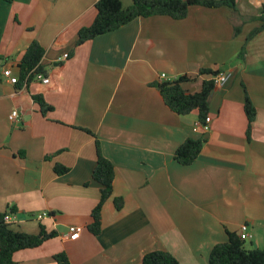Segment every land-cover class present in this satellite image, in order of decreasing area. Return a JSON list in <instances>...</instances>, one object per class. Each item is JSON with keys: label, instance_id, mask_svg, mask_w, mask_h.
<instances>
[{"label": "crops", "instance_id": "1", "mask_svg": "<svg viewBox=\"0 0 264 264\" xmlns=\"http://www.w3.org/2000/svg\"><path fill=\"white\" fill-rule=\"evenodd\" d=\"M96 2L0 1V213L14 210L8 225L15 232L37 235L43 227L57 234L17 252L13 264H57L53 257L62 252L70 264H139L160 250L179 264H207L225 231L238 233L242 224L248 249L263 248L264 30L238 59L260 22L242 24L234 36L228 8L191 6L182 20L138 18L75 46L78 31L96 17ZM236 6L255 17L264 0ZM33 41L44 50L40 64L49 83L35 77L10 84L2 71L19 80V62ZM202 70L231 75L213 87L208 131L198 127L197 112H172L154 86L162 74L161 82L187 76L183 88L198 92L210 79ZM244 90L256 110L248 137ZM37 94L52 107L45 115L32 99ZM15 110L19 119L11 123ZM187 139L204 143L197 159L182 166L174 153ZM96 140L114 178L93 235L87 227L100 197L92 179ZM55 165L68 171L57 175ZM69 226L82 228L78 239L65 238Z\"/></svg>", "mask_w": 264, "mask_h": 264}, {"label": "trees", "instance_id": "2", "mask_svg": "<svg viewBox=\"0 0 264 264\" xmlns=\"http://www.w3.org/2000/svg\"><path fill=\"white\" fill-rule=\"evenodd\" d=\"M11 3L13 0H0ZM191 6H200L208 9L226 7L231 11V19L235 23L233 26L234 36L240 33L241 25L246 22L259 21L260 26L252 30L247 36L244 45L239 51L238 59L243 60L246 54L247 43L258 33L264 30V6L258 16L244 17L240 15L236 6V0H130L128 5H124L121 0H97L95 8L97 11L93 22L78 31V38L75 46H79L98 36L111 33L125 26L138 18H148L152 16H168L174 20H182L188 14ZM44 50L37 41H33L27 47L19 62L20 78L15 86H21V82L28 83L37 75L46 76L40 62ZM217 71L202 70L200 74L213 77ZM191 81L187 76H181L173 81H165L154 84L162 97L164 104L175 114L183 116L192 112H197L200 122L204 123L208 117L209 97L213 90L214 83L211 79L202 83L198 92H188L183 88V84ZM243 110L247 120L246 136H249L251 124L255 119L256 110L244 90ZM32 99L45 115L52 110L41 94L33 95ZM88 134L89 131L84 130ZM204 139H187L174 153V160L182 165L192 164L200 154ZM96 164L92 172V179L100 186L99 201L91 211V222L88 231L97 235L100 230V212L103 204L112 196V182L114 178V168L111 162L106 159L101 151L99 141L95 142ZM54 173L65 174L68 169L55 165ZM114 206L119 210L122 206L120 199H113ZM7 212L13 213L9 209L0 213V264H13V256L23 250L34 249L46 241L57 236L56 232H47L43 227L37 235L15 232L4 222ZM226 241L216 244L210 251L207 264H264V247L248 249L245 241L240 240L238 233L225 231ZM57 264H70L65 253H58L54 257ZM139 264H179L178 261L167 251H152L146 253Z\"/></svg>", "mask_w": 264, "mask_h": 264}, {"label": "built area", "instance_id": "3", "mask_svg": "<svg viewBox=\"0 0 264 264\" xmlns=\"http://www.w3.org/2000/svg\"><path fill=\"white\" fill-rule=\"evenodd\" d=\"M63 57L67 58V54H65ZM1 74H2L3 78L12 85H15L18 82V78L13 76L12 71L10 69H4ZM230 77H231V75L227 72H218L215 76L210 77V79L213 81L214 85L224 86L228 83V81L230 80ZM36 78L39 79L41 81V83H43V84L49 83V79L44 78L41 75H37ZM164 79H165V75H163V74L160 75V82L163 81ZM18 119H19V114L16 110L11 112V114L8 116V120L11 123L18 121ZM209 123H210V119L207 117L205 119L204 123L198 124V127L202 131H208ZM11 215H12V213L7 212L6 215L4 216V222L6 224H9ZM46 216H47V214L45 212H43V213L38 214L36 218L38 220H42ZM81 232H82L81 227L69 226L67 229V234L65 235V238L68 240L74 241V240L78 239ZM238 236H239L240 240H243V241H248L251 238L249 233H248V226L247 225L242 224L239 227Z\"/></svg>", "mask_w": 264, "mask_h": 264}, {"label": "rangeland", "instance_id": "4", "mask_svg": "<svg viewBox=\"0 0 264 264\" xmlns=\"http://www.w3.org/2000/svg\"><path fill=\"white\" fill-rule=\"evenodd\" d=\"M123 4L125 5L124 1H123ZM245 246H246V248H249L250 247V244H249L248 241L245 242Z\"/></svg>", "mask_w": 264, "mask_h": 264}, {"label": "water", "instance_id": "5", "mask_svg": "<svg viewBox=\"0 0 264 264\" xmlns=\"http://www.w3.org/2000/svg\"><path fill=\"white\" fill-rule=\"evenodd\" d=\"M213 92H211L210 96H212Z\"/></svg>", "mask_w": 264, "mask_h": 264}]
</instances>
